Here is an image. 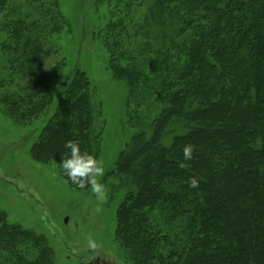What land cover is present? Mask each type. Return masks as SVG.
Wrapping results in <instances>:
<instances>
[{"label": "trees", "instance_id": "trees-1", "mask_svg": "<svg viewBox=\"0 0 264 264\" xmlns=\"http://www.w3.org/2000/svg\"><path fill=\"white\" fill-rule=\"evenodd\" d=\"M151 1L145 21L174 35L153 60L131 45L142 3L107 0L117 6L108 36L124 61L110 66L114 77L130 95L143 80L160 97L157 115L135 118L143 128L112 171L134 188L116 212V237L133 264H264V0ZM64 26L58 0H0V111L14 124L52 105L64 64L44 62ZM65 87L30 153L84 190L59 167L64 145L78 141L98 159L102 133L86 74L75 70ZM188 144L193 159L184 161ZM0 264L54 262L44 236L0 211Z\"/></svg>", "mask_w": 264, "mask_h": 264}, {"label": "rangeland", "instance_id": "rangeland-1", "mask_svg": "<svg viewBox=\"0 0 264 264\" xmlns=\"http://www.w3.org/2000/svg\"><path fill=\"white\" fill-rule=\"evenodd\" d=\"M141 3L131 17L142 29L132 36L131 45L139 51L144 48L143 58L153 60L174 35L169 27L164 30L149 25L145 19L150 17L152 1L138 0L137 4ZM58 4L67 26L51 38L56 55L44 62L47 67L57 62L64 64L52 105L27 124H14L0 111V211L5 212L9 223L44 236L54 264H133L116 237V212L134 188L128 180L112 176V171H116L125 146L143 128L141 120L135 118L157 115L160 97L157 91L144 87L143 80L130 95L127 81L114 77L110 66L124 62L117 59L107 32L108 22L116 21L111 13L117 6L107 0H58ZM142 68L149 74L148 80H156L151 75L155 73L152 65ZM75 70L89 79L94 126L102 133L98 160L104 162L101 182L109 190L104 204L96 200L90 187L76 190L64 181L54 161L33 160L30 153L62 102L61 94ZM89 236L100 245L97 249L87 247Z\"/></svg>", "mask_w": 264, "mask_h": 264}, {"label": "clouds", "instance_id": "clouds-1", "mask_svg": "<svg viewBox=\"0 0 264 264\" xmlns=\"http://www.w3.org/2000/svg\"><path fill=\"white\" fill-rule=\"evenodd\" d=\"M64 147L69 149L70 153L62 158L59 163L63 175L80 189L90 187L92 194L100 204L107 203L109 190L101 182L105 175L103 160H98L87 152H81L78 141L68 140ZM182 152L184 161H191L193 159V146L191 144L185 145ZM179 166L181 168L187 167L183 162ZM189 187L198 188L199 180L196 177H192ZM99 246L93 237H87V247L89 249L95 250Z\"/></svg>", "mask_w": 264, "mask_h": 264}]
</instances>
